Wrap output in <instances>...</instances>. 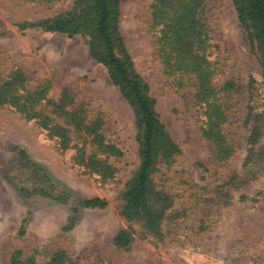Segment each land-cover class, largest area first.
Masks as SVG:
<instances>
[{"label":"rangeland","instance_id":"1","mask_svg":"<svg viewBox=\"0 0 264 264\" xmlns=\"http://www.w3.org/2000/svg\"><path fill=\"white\" fill-rule=\"evenodd\" d=\"M76 2L0 0V91L16 81L25 97L0 101V264H264V48L251 45L234 1H204V86L163 39L158 0L121 1L126 49L179 150L152 173V228L123 215L142 132L88 39L20 28ZM60 101L94 133L78 132ZM217 111L220 144L207 133L206 112ZM93 198L107 207L82 206Z\"/></svg>","mask_w":264,"mask_h":264},{"label":"trees","instance_id":"2","mask_svg":"<svg viewBox=\"0 0 264 264\" xmlns=\"http://www.w3.org/2000/svg\"><path fill=\"white\" fill-rule=\"evenodd\" d=\"M122 0H77L71 12L53 19H46L38 23H24L21 29H40L48 33H60L69 38L76 36L88 39L90 56L97 63L103 65L109 72L111 81L120 90L124 99L128 101L137 117L141 137L142 164L137 176L130 184L125 195L123 215L127 221H142L148 228H152L160 220L155 210L157 201H152L151 176L160 155L170 159L179 150L161 124L156 112V101L150 96L149 85L136 72L134 62L128 53L123 35L120 30V6ZM205 0H158L155 16L164 24L163 39L173 45L175 52L182 57L181 70L188 74L201 75V86L207 83L208 70L203 63L207 62L204 50L207 38L201 24L200 15ZM241 25L247 32L251 45L264 48V0H233ZM171 14V15H170ZM259 48V50L261 49ZM202 52V53H201ZM200 78V76H199ZM17 82L4 84L0 91V101L13 103L19 101ZM12 90L14 92L12 93ZM206 91L201 95L206 96ZM36 97H39L37 95ZM25 98V97H24ZM31 105L33 98L29 96ZM206 98H204L205 100ZM29 102V101H28ZM26 103L24 102L23 108ZM59 113L66 112L69 122L78 132L94 133L87 125L85 118L76 113L65 110L64 101L56 106ZM210 118V135L217 144L222 137L218 132L223 113L206 112ZM57 134L65 141V134L56 126ZM86 209H104L107 202L100 198L86 199L81 202ZM121 245L129 244L126 232L118 238ZM11 264H25L17 255Z\"/></svg>","mask_w":264,"mask_h":264}]
</instances>
